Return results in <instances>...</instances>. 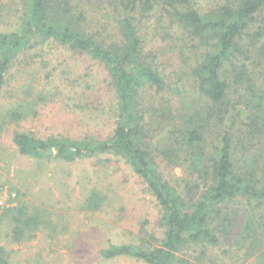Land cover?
Returning <instances> with one entry per match:
<instances>
[{
  "label": "trees",
  "instance_id": "1",
  "mask_svg": "<svg viewBox=\"0 0 264 264\" xmlns=\"http://www.w3.org/2000/svg\"><path fill=\"white\" fill-rule=\"evenodd\" d=\"M22 3L17 27L0 33V93L20 55L53 43L103 66L115 95L116 121L112 136L104 140H42L16 132L12 141L19 153L40 159L53 150L54 157L64 162L103 154L120 157L160 208L163 237L157 246H112L102 252L104 258L200 264L206 247L228 240L239 216L233 206L242 203L244 219L237 236L241 242H249L250 250L260 246L264 238V164H259L262 155L258 150L251 149L256 140L264 143V77L260 78L264 72V0H222L205 13L187 0H106L102 12L115 22L113 32L106 36L104 25L91 31L88 12L78 0ZM159 3L169 17V28L177 25L195 42L199 62L191 77L203 100L200 108L186 105L182 113L176 110L171 97L164 96L168 85L156 58L145 50L142 21ZM240 90L245 100L238 107L231 103L230 95ZM146 93H150V103L145 102ZM21 107L11 116L21 117ZM242 116L246 125L240 138L228 121L232 124ZM153 129H161L168 142L155 146ZM181 166L183 177L177 178L171 169ZM101 202L92 193L85 207L95 211ZM22 210L13 216L16 240L36 220ZM197 247L202 250L193 263L182 257ZM0 264H12L2 248Z\"/></svg>",
  "mask_w": 264,
  "mask_h": 264
},
{
  "label": "rangeland",
  "instance_id": "2",
  "mask_svg": "<svg viewBox=\"0 0 264 264\" xmlns=\"http://www.w3.org/2000/svg\"><path fill=\"white\" fill-rule=\"evenodd\" d=\"M78 1L88 12L91 31L104 25V36L113 32V18H106L102 12L106 0ZM187 1L201 13L222 2ZM22 2L0 0V33L17 27ZM169 23L159 3L142 21L141 33L145 50L156 58L168 85L164 96H170L176 110L182 113L186 105H203L191 77L199 53L193 49L195 42L177 25L169 28ZM261 75L262 80L264 72ZM149 95H144L147 103L152 101ZM242 95L243 90L231 93V103L240 107L245 100ZM19 105L24 113L18 112L21 117L11 116L12 111L20 110ZM115 116L110 78L103 66L88 56L50 43L20 55L14 62L0 93V248L12 264H144L127 256L106 259L102 252L119 245L149 249L159 244L163 237L160 208L123 159L103 154L64 162L54 157V151L36 159L20 154L12 141L16 132L42 140H104L113 134ZM245 121L243 116L232 124L228 121L240 138ZM153 130L155 146L168 142L161 129ZM256 141L251 150H258L262 155L259 164H264V143ZM158 162L166 175L165 164L160 159ZM182 169L183 166L171 169L172 174L182 178ZM92 193L102 199L95 211L85 207ZM244 204L233 206L239 216L228 240L206 247L200 264H264V238L260 246L250 250L249 242H241L237 236L244 219ZM22 208L36 220L24 237L16 240L13 216ZM6 209L10 211L5 213ZM201 250L202 247L191 248L182 257L193 263ZM177 255L181 257V253Z\"/></svg>",
  "mask_w": 264,
  "mask_h": 264
},
{
  "label": "water",
  "instance_id": "3",
  "mask_svg": "<svg viewBox=\"0 0 264 264\" xmlns=\"http://www.w3.org/2000/svg\"><path fill=\"white\" fill-rule=\"evenodd\" d=\"M51 153H53V150H48V151L45 152V155L47 156V155H49Z\"/></svg>",
  "mask_w": 264,
  "mask_h": 264
},
{
  "label": "built area",
  "instance_id": "4",
  "mask_svg": "<svg viewBox=\"0 0 264 264\" xmlns=\"http://www.w3.org/2000/svg\"><path fill=\"white\" fill-rule=\"evenodd\" d=\"M14 196H15L14 194H11V197H12V198H14ZM0 205H2V203H1V202H0Z\"/></svg>",
  "mask_w": 264,
  "mask_h": 264
}]
</instances>
